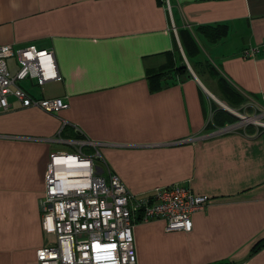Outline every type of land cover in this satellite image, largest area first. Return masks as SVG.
Instances as JSON below:
<instances>
[{
  "label": "crops",
  "instance_id": "crops-1",
  "mask_svg": "<svg viewBox=\"0 0 264 264\" xmlns=\"http://www.w3.org/2000/svg\"><path fill=\"white\" fill-rule=\"evenodd\" d=\"M164 1L0 0V45L50 50L60 77L21 86L67 101L55 114L13 99L0 111V264H37L46 161L77 140L131 194L180 184L207 197L189 232L133 220L136 264H264V245L250 252L264 240V128L222 108L264 122V51L241 56L263 40L264 0H166L169 13ZM210 103L235 121L206 126Z\"/></svg>",
  "mask_w": 264,
  "mask_h": 264
},
{
  "label": "built area",
  "instance_id": "built-area-1",
  "mask_svg": "<svg viewBox=\"0 0 264 264\" xmlns=\"http://www.w3.org/2000/svg\"><path fill=\"white\" fill-rule=\"evenodd\" d=\"M164 7L169 13L166 0ZM264 51V37L259 47H248L243 58ZM11 61V64L9 63ZM14 68L13 73L9 71ZM33 81L41 87L60 81L50 50L34 46L0 45V111L9 107L8 99L20 108H35L55 114L67 108L63 98H39L25 90L21 83ZM227 112L238 124H256L254 116ZM234 126L216 129V133ZM73 152L49 154L43 174V192L38 200L40 228L53 238L35 251L37 264H136L131 228L133 220H162L166 232H189L190 215L202 210L205 196H194L180 184L155 187L148 193L131 194L117 176H101L94 165L102 162L95 145L88 140L68 141ZM91 147V153L83 149Z\"/></svg>",
  "mask_w": 264,
  "mask_h": 264
},
{
  "label": "trees",
  "instance_id": "trees-1",
  "mask_svg": "<svg viewBox=\"0 0 264 264\" xmlns=\"http://www.w3.org/2000/svg\"><path fill=\"white\" fill-rule=\"evenodd\" d=\"M179 69L182 71H175V72L181 74L187 73V71H184L183 66H181ZM166 72L168 71H157V72H151L147 75L146 79L148 82V87L150 92H155L160 89L159 82L162 79V77L165 76ZM222 88L227 96V102H229L230 105L239 104L241 102L240 96H238L236 93L231 91L227 86L223 85ZM210 112H211V117L207 122L206 126L221 127L224 124H232L235 121V118L233 116H231L229 113L225 111L216 109L215 106L212 105L211 103H210ZM75 137L80 138L79 135H76ZM263 245H264V240L257 241L251 247L250 252H254L256 249H258Z\"/></svg>",
  "mask_w": 264,
  "mask_h": 264
},
{
  "label": "rangeland",
  "instance_id": "rangeland-1",
  "mask_svg": "<svg viewBox=\"0 0 264 264\" xmlns=\"http://www.w3.org/2000/svg\"><path fill=\"white\" fill-rule=\"evenodd\" d=\"M9 63H10V61H9ZM13 70H14V68H11V70L9 71V73L10 74H12L13 73ZM26 82L29 84V81L28 80H25L23 83H22V85L24 86V84H25V86H26ZM33 83V82H32ZM34 84V83H33ZM39 88H37V90H38ZM36 90V89H35ZM42 90H45V91H50V90H52V86H44L43 88H42ZM239 114H242V113H239ZM246 115V114H245ZM94 165L95 166H97L99 169H102V167L99 165V163L98 162H94ZM45 238V240L46 241H48V242H50V243H52L53 242V238L52 237H50V236H45L44 237Z\"/></svg>",
  "mask_w": 264,
  "mask_h": 264
},
{
  "label": "water",
  "instance_id": "water-1",
  "mask_svg": "<svg viewBox=\"0 0 264 264\" xmlns=\"http://www.w3.org/2000/svg\"><path fill=\"white\" fill-rule=\"evenodd\" d=\"M224 110H226V108L225 107H222ZM227 111V110H226Z\"/></svg>",
  "mask_w": 264,
  "mask_h": 264
}]
</instances>
